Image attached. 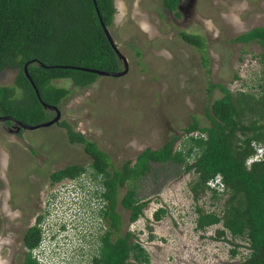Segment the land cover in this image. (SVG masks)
Segmentation results:
<instances>
[{"label": "rangeland", "instance_id": "1", "mask_svg": "<svg viewBox=\"0 0 264 264\" xmlns=\"http://www.w3.org/2000/svg\"><path fill=\"white\" fill-rule=\"evenodd\" d=\"M115 5L117 11L107 29L124 56L122 69L128 63L127 72L120 76L100 74L88 87H74L66 78L55 80L72 89L60 105V121L70 123L106 151L110 170L121 169L127 160L134 162L146 147L158 149L172 135H183L194 116L201 126L210 125L207 109L223 92L217 87L209 92V82L225 84L234 94L240 90L260 94V85H264L262 46L256 41L232 39L253 27L264 26V0H179L180 14L165 7L163 0H115ZM184 31L206 38L208 66L203 62V51L183 39ZM17 75L15 68L4 69L0 72V85L14 84ZM249 116H244L245 122ZM61 122L36 128L0 122V181L20 183L25 188L22 199L27 200L26 192L37 181L46 187L57 169L71 163L90 167L92 157L82 143L70 140L67 127ZM180 142H176L175 149L181 147ZM195 177L193 170L184 171L179 162H153L138 181V196L149 201L145 214L132 222L130 210L121 203L118 206L120 233L133 230L139 234L150 254L149 264H238L244 260L247 249L235 246L242 239L231 242L229 234L217 238L219 225L195 228L196 206H214L209 193L195 197L191 187ZM90 178L83 176L84 181H91ZM66 183L53 187L61 188ZM125 191L126 188L120 190V197ZM71 197L75 198L73 208L67 202ZM224 199L212 209H222ZM79 200V190L62 193L54 205L57 211L50 213L41 225L43 244H60L62 263L68 253L67 245L75 241L71 236L68 241L52 240L53 223L75 213ZM159 207L167 211L155 219L153 213ZM87 209L88 206L84 211ZM3 225L0 218L2 238ZM77 243L84 246L82 241ZM11 252L2 250L0 245V264H18L22 260L20 254L11 263ZM85 255L83 251L77 256L78 263L84 264Z\"/></svg>", "mask_w": 264, "mask_h": 264}, {"label": "trees", "instance_id": "2", "mask_svg": "<svg viewBox=\"0 0 264 264\" xmlns=\"http://www.w3.org/2000/svg\"><path fill=\"white\" fill-rule=\"evenodd\" d=\"M163 4L180 14L179 0H163ZM116 11L115 0H0V72L7 68L18 70L14 84L0 85V116L5 117L6 124L16 123V119L29 124L50 119L51 108L45 103L60 106L72 91L57 84L56 79L66 78L74 87H88L100 75L92 69L122 70V59L105 32ZM182 37L203 51V62L208 66L206 38L186 31ZM232 41L258 42L263 48L264 63V26L253 27ZM260 86L257 96L243 90L234 94L225 84L209 82V92L216 87L223 92L207 109L210 125L201 126L194 116L184 129L185 137L174 134L158 149L146 147L134 162L125 161L121 169L110 170L106 151L70 123L61 122L67 127L70 140L84 145L92 162L90 167L71 163L57 169L51 173L52 181L90 175L91 181L97 180L93 183L100 191L97 196L107 202L104 214L112 230L103 237L100 256L95 258L97 263H150V254L134 238L135 233H120L122 220L117 208L121 203L129 209L131 221L144 215L149 201L138 196V181L151 169V163L175 161L183 164L184 171L195 173L191 187L196 198L200 193H209L216 207L225 197L220 210L196 206V229L219 224L217 238L229 234L231 242L242 239L235 246L248 249L238 264H264V158L250 167L246 165L255 144H264V85ZM248 114L249 120L245 122L244 116ZM195 130L201 135H187ZM180 139L181 147L175 149ZM190 157L194 160L190 161ZM217 178L221 182L211 185L210 181ZM220 183L223 189L218 188ZM122 188L126 191L120 197ZM166 211L159 207L154 212L155 219L162 218ZM113 230L118 232L115 239L110 238ZM30 232L26 240L29 251L43 239L37 226ZM232 252L235 254L237 249L234 247ZM21 264L39 263L29 253Z\"/></svg>", "mask_w": 264, "mask_h": 264}, {"label": "flooded vegetation", "instance_id": "3", "mask_svg": "<svg viewBox=\"0 0 264 264\" xmlns=\"http://www.w3.org/2000/svg\"><path fill=\"white\" fill-rule=\"evenodd\" d=\"M32 182L30 181V183ZM60 182L67 183L60 185L61 188L53 187ZM41 183L42 181H37L35 186L33 185L32 187V184L30 185L32 188L29 187L30 191L26 192L28 198L25 200L22 199L25 194H22V192H24L25 188L20 187V183L16 181H0V218L4 223L1 226L3 228V238L0 236L2 238L0 239V245L2 250L12 251L9 254L13 256L11 263H14L16 257L20 254L22 255V260L18 264L24 262L29 253L32 258L34 257L26 243L28 235L31 234L30 230L36 226L41 229L43 220L53 211H57L54 205L56 200L62 196V193L68 195L69 192L80 189L79 186L73 189L74 185L69 179L50 181L46 187H43ZM108 223L110 224V220H108ZM117 236L118 232L113 230L110 238L115 239Z\"/></svg>", "mask_w": 264, "mask_h": 264}, {"label": "clouds", "instance_id": "4", "mask_svg": "<svg viewBox=\"0 0 264 264\" xmlns=\"http://www.w3.org/2000/svg\"><path fill=\"white\" fill-rule=\"evenodd\" d=\"M25 67H27V65ZM27 71H28V67H27ZM47 107H49V106H47ZM57 107L60 110V106H57ZM50 108H51V112H53V114H51V117H50V119H52L53 117L56 116L57 109L55 107H50ZM3 119H4V117L0 116V122L4 121ZM50 119H48V120H50ZM58 122H61V121L59 120L55 123H58ZM21 128H23V127H21ZM187 135H194L196 137L198 135H201V133L198 130H195V131H192L190 134H187ZM182 136H186V134H183ZM255 152H256V149L246 159V165L249 167L252 165V163H254L256 161H260L264 158V154H263L261 159L254 160L251 163L248 162L249 157L254 155ZM83 176H85V175L83 174L78 178H65V180L69 179L70 181H72V184L74 185L73 189H76L78 186L80 188L79 189L80 200L78 202V209L72 215L66 216V219H64L63 221L59 222L56 220V224L59 228V231L52 230V235H51L52 240L59 239L60 241H63V240L68 241L70 236H71L72 239H74V241L76 243V244L74 243L72 245H67L66 250L68 253L65 256V258L63 257V260H64L63 264H82L81 262L78 263L77 256H79L83 251H85V253H87V255H85L86 260H85L84 264H99L95 261V258L100 256L102 246L104 243L102 241V239L108 231L112 230L111 222H110V224L108 223L109 218L107 216H105V214H104L107 202L104 201L103 197L99 198V196H97V193H100V191L96 186L93 185V183H95L96 181H84ZM62 181H64V180H62ZM73 192H69V193L71 194ZM90 194L92 195V197ZM81 197H83V198H81ZM74 199H75L74 197H71L70 201H67L71 205L72 208H73V204H74V201H73ZM97 201H98L97 205H94ZM87 206H88L87 211L90 212L91 216H92L90 218V220L86 219L88 212L84 211V208H86ZM89 207L91 209H89ZM157 209H155L154 212ZM92 210H94L95 213H93ZM66 212H67V210H66ZM144 212H145V210H144ZM141 216H143V215H141ZM83 220H84V223H83ZM132 222H135V221H132ZM195 228H196V226H195ZM41 230H43V229L41 228ZM197 230H199V229H197ZM129 231L134 232L136 235V240L140 241L139 234L136 231H133V230H129ZM139 231L143 232V229H140ZM78 241L84 242V246L81 244H78L77 243ZM140 243H141V245H143V243L141 241H140ZM67 244H69V243H67ZM37 247H35V248H37ZM35 248L30 250L33 255H34L33 251L35 250ZM86 250H89L90 252L86 251ZM246 251L248 253V249ZM59 252H60L59 258H60L61 253H63V252H61L60 249H59ZM247 253H246V255H247ZM33 258H35L39 264H42V262H40L35 255ZM132 261H134V260H132ZM133 263H135V261Z\"/></svg>", "mask_w": 264, "mask_h": 264}, {"label": "built area", "instance_id": "5", "mask_svg": "<svg viewBox=\"0 0 264 264\" xmlns=\"http://www.w3.org/2000/svg\"><path fill=\"white\" fill-rule=\"evenodd\" d=\"M254 147L256 149V152L254 155L249 157L248 162H250V163L253 162L254 160L261 159L262 155L264 154V144L263 143L257 142ZM219 180L220 179L217 178L216 181H210V183H211V185L215 186L216 183L221 182ZM218 188L223 189V184L220 183V187H218ZM81 198H83V197H81ZM88 213L90 215H87V219L90 220V218L92 216H91L90 212H88ZM83 223H84V220H83ZM52 228H54L55 231H59L57 224L53 223ZM42 235H43V232H42ZM44 240H45V238L43 237L39 246L37 248H35V250L33 251L34 255L37 257V259L40 262H42V264H63L59 258V253H60L59 252V249H60L59 246H60V244L55 245V247L50 246V245L46 247V245L43 244Z\"/></svg>", "mask_w": 264, "mask_h": 264}, {"label": "water", "instance_id": "6", "mask_svg": "<svg viewBox=\"0 0 264 264\" xmlns=\"http://www.w3.org/2000/svg\"><path fill=\"white\" fill-rule=\"evenodd\" d=\"M96 3V2H95ZM104 24V23H103ZM105 32L112 44V46L116 49L118 55L120 56V58L124 57L120 54L118 48H117V45L115 44L114 42V39L113 37L110 35L108 29H107V26H105ZM25 70L26 72L27 71V67H25ZM92 70H95L97 73L99 74H105V75H114V76H120V75H123L127 72L128 70V63L126 62V66L124 69L120 70V71H112V70H101V69H92ZM38 93V92H37ZM39 94V93H38ZM45 106H49V107H55L57 109V114L55 117H53L52 119L50 120H46V121H42L40 123H37V124H29L27 122H24L22 120H15L16 121V124L18 125V127H23V128H36V127H39V126H43V125H51L57 121L60 120V117H61V112L59 110V108L56 106V105H51V104H48V103H45ZM8 117H11V116H8ZM5 118V117H4Z\"/></svg>", "mask_w": 264, "mask_h": 264}, {"label": "bare ground", "instance_id": "7", "mask_svg": "<svg viewBox=\"0 0 264 264\" xmlns=\"http://www.w3.org/2000/svg\"><path fill=\"white\" fill-rule=\"evenodd\" d=\"M6 165V164H5Z\"/></svg>", "mask_w": 264, "mask_h": 264}]
</instances>
